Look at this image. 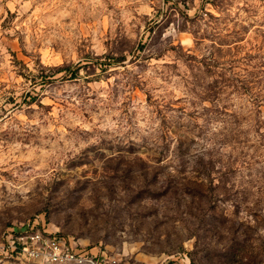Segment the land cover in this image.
Returning a JSON list of instances; mask_svg holds the SVG:
<instances>
[{"label":"rangeland","instance_id":"obj_1","mask_svg":"<svg viewBox=\"0 0 264 264\" xmlns=\"http://www.w3.org/2000/svg\"><path fill=\"white\" fill-rule=\"evenodd\" d=\"M33 218L84 264H264V0H0L2 264H47L2 249Z\"/></svg>","mask_w":264,"mask_h":264},{"label":"built area","instance_id":"obj_2","mask_svg":"<svg viewBox=\"0 0 264 264\" xmlns=\"http://www.w3.org/2000/svg\"><path fill=\"white\" fill-rule=\"evenodd\" d=\"M33 218L9 230L2 249L16 261H43L47 264H84L90 262L83 254L64 247L56 235L45 233ZM2 264V260H0Z\"/></svg>","mask_w":264,"mask_h":264}]
</instances>
